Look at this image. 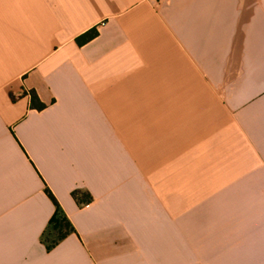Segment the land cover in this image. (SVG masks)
Segmentation results:
<instances>
[{
    "label": "crops",
    "instance_id": "obj_1",
    "mask_svg": "<svg viewBox=\"0 0 264 264\" xmlns=\"http://www.w3.org/2000/svg\"><path fill=\"white\" fill-rule=\"evenodd\" d=\"M258 56L264 0H0V264H264Z\"/></svg>",
    "mask_w": 264,
    "mask_h": 264
},
{
    "label": "trees",
    "instance_id": "obj_2",
    "mask_svg": "<svg viewBox=\"0 0 264 264\" xmlns=\"http://www.w3.org/2000/svg\"><path fill=\"white\" fill-rule=\"evenodd\" d=\"M98 36V30L96 28L88 31L87 33L83 34L77 39V43L82 46L94 38ZM31 105L33 108L42 110L45 108V105L40 103L38 96L35 92H31ZM48 196L54 201L56 205V210L54 216L49 222L48 228L44 232L42 236V242L46 246L47 250H52L55 248L62 240L67 238L69 235L76 233V230L60 205L56 202L52 193L47 190ZM76 200L78 203L83 204L82 200L80 199L79 195H75Z\"/></svg>",
    "mask_w": 264,
    "mask_h": 264
},
{
    "label": "rangeland",
    "instance_id": "obj_3",
    "mask_svg": "<svg viewBox=\"0 0 264 264\" xmlns=\"http://www.w3.org/2000/svg\"><path fill=\"white\" fill-rule=\"evenodd\" d=\"M255 61H256L257 66H260V65H263L264 58L258 56L252 62L255 63ZM247 64H248V58H243L242 57V58H239V59L238 58L235 59V66H236L237 69H239V71L245 72ZM235 76H237V75H232V74L228 75V74H226V80H229L230 78L235 77ZM242 208H243V203H242Z\"/></svg>",
    "mask_w": 264,
    "mask_h": 264
}]
</instances>
